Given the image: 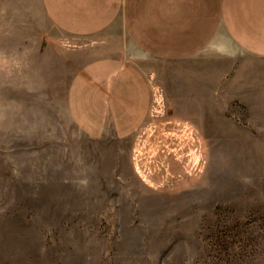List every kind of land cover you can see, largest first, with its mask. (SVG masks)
<instances>
[{
	"label": "crops",
	"instance_id": "crops-1",
	"mask_svg": "<svg viewBox=\"0 0 264 264\" xmlns=\"http://www.w3.org/2000/svg\"><path fill=\"white\" fill-rule=\"evenodd\" d=\"M37 11L73 42L62 85L59 50L12 31ZM0 40L19 42L0 48V136L34 132L16 151L36 194L102 202L127 170L152 195H178L206 176L220 121L264 130V0H0Z\"/></svg>",
	"mask_w": 264,
	"mask_h": 264
},
{
	"label": "rangeland",
	"instance_id": "rangeland-1",
	"mask_svg": "<svg viewBox=\"0 0 264 264\" xmlns=\"http://www.w3.org/2000/svg\"><path fill=\"white\" fill-rule=\"evenodd\" d=\"M19 28L27 47L59 50L62 85L74 68L66 58L73 42L38 11L12 31ZM18 43L0 40V48ZM57 110L66 128L61 100ZM25 116L33 124L32 111ZM259 124L240 117L210 130L208 171L187 192L152 195L125 170L122 180L102 184V202L75 199L89 191L36 194L26 183L28 154L16 151L28 147L19 138L33 142L34 132L26 125L27 137L12 136L10 145L0 136V264H264ZM8 147L16 152H2Z\"/></svg>",
	"mask_w": 264,
	"mask_h": 264
}]
</instances>
